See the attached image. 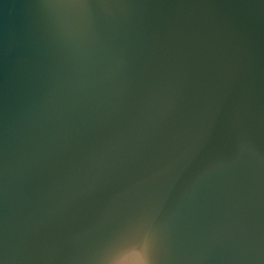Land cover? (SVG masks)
Masks as SVG:
<instances>
[{
  "label": "water",
  "instance_id": "obj_1",
  "mask_svg": "<svg viewBox=\"0 0 264 264\" xmlns=\"http://www.w3.org/2000/svg\"><path fill=\"white\" fill-rule=\"evenodd\" d=\"M162 203L164 264H264V0H0L4 264Z\"/></svg>",
  "mask_w": 264,
  "mask_h": 264
},
{
  "label": "snow or ice",
  "instance_id": "obj_2",
  "mask_svg": "<svg viewBox=\"0 0 264 264\" xmlns=\"http://www.w3.org/2000/svg\"><path fill=\"white\" fill-rule=\"evenodd\" d=\"M105 0H68L69 6L86 8ZM169 209L162 203L156 214L137 217L132 226L113 230L106 242L107 259L104 264H164L159 256L158 220L167 215ZM3 248V237L0 232V252ZM0 264H4L0 254Z\"/></svg>",
  "mask_w": 264,
  "mask_h": 264
}]
</instances>
